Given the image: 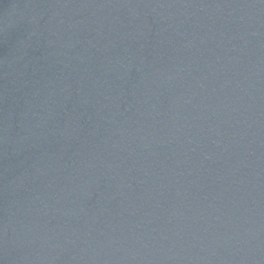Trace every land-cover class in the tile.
I'll return each mask as SVG.
<instances>
[{"label": "water", "instance_id": "95a60500", "mask_svg": "<svg viewBox=\"0 0 264 264\" xmlns=\"http://www.w3.org/2000/svg\"><path fill=\"white\" fill-rule=\"evenodd\" d=\"M0 264H246L189 0H0Z\"/></svg>", "mask_w": 264, "mask_h": 264}]
</instances>
